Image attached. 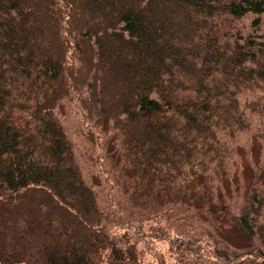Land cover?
I'll return each mask as SVG.
<instances>
[{
	"label": "trees",
	"instance_id": "1",
	"mask_svg": "<svg viewBox=\"0 0 264 264\" xmlns=\"http://www.w3.org/2000/svg\"><path fill=\"white\" fill-rule=\"evenodd\" d=\"M0 264H264V0H0Z\"/></svg>",
	"mask_w": 264,
	"mask_h": 264
},
{
	"label": "rangeland",
	"instance_id": "2",
	"mask_svg": "<svg viewBox=\"0 0 264 264\" xmlns=\"http://www.w3.org/2000/svg\"><path fill=\"white\" fill-rule=\"evenodd\" d=\"M82 14H84V15H85V14H88V15H89V12H88V11H84V10H82ZM108 64H109L110 67L113 68V66H114V67H117V69H118V66H117L118 63H117V65H115V63H113L112 61H110ZM113 64H114V65H113ZM249 173H250L249 171H245V174H246V175H249Z\"/></svg>",
	"mask_w": 264,
	"mask_h": 264
}]
</instances>
